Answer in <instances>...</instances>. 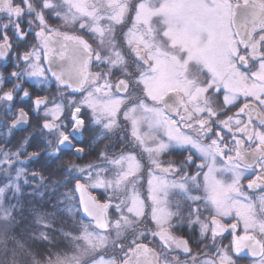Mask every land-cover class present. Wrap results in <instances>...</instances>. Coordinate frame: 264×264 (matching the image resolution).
<instances>
[{"label": "snow or ice", "instance_id": "snow-or-ice-1", "mask_svg": "<svg viewBox=\"0 0 264 264\" xmlns=\"http://www.w3.org/2000/svg\"><path fill=\"white\" fill-rule=\"evenodd\" d=\"M0 62L12 69L0 72V264H264V0H0ZM46 72L67 104L23 87L47 86ZM26 101L43 141L31 153V134L10 150L30 124ZM89 129L122 151L68 164L63 182L29 179L23 164L41 150L82 159ZM22 184L47 194V208L28 210L34 240L51 245L64 214L88 218L59 229L68 250L41 254L10 235Z\"/></svg>", "mask_w": 264, "mask_h": 264}, {"label": "flooded vegetation", "instance_id": "flooded-vegetation-1", "mask_svg": "<svg viewBox=\"0 0 264 264\" xmlns=\"http://www.w3.org/2000/svg\"><path fill=\"white\" fill-rule=\"evenodd\" d=\"M51 23H52L53 28L60 27L61 30L67 31V32H69V34H79V32L77 30H74L72 28H63L59 24L58 21H52ZM32 43H34V42L30 40L29 44H32ZM44 67L47 68V65L45 64ZM11 70L12 69L10 66L4 67L2 65V62H0V72H3L5 80H7ZM46 76L49 78V81H50V83L47 86H44V85L37 86V84L33 83L32 81H30L26 78L24 83H23V87L26 88L30 92L33 99L36 96L47 97L50 101V106H51L52 101H56V102L62 101L65 104H67V97L70 94L64 93V92L58 90V86H57L54 78L51 77V73L46 72ZM33 79H35V78H33ZM6 87L10 88L11 84L8 83L6 85ZM74 98L79 99L80 94H76ZM25 103L28 105L26 110L29 111L30 124L27 126L26 130H20V131L16 130V131L21 132V131H29L30 129H32V132L30 133L32 136V139L33 138L42 139L41 135H40V130L38 127V124L40 123V119H38L37 115L32 112L31 101H26ZM84 112L88 113V110L84 109ZM89 115H90V113H89ZM96 136H97V134L94 133L93 131H91V129H89L88 131L84 132V134L81 136L80 140H77L79 146H82L85 149V152H84L82 159H77L75 157L76 164L86 165L87 163H90V162L91 163H100V161L97 159L98 153L101 150L108 148V147L115 148L116 154H119V152L122 151V148L120 147V141L117 140L115 137H113L112 140H105L103 143H101L96 139ZM125 146L130 148V146L127 144V141H125ZM112 154L113 153H111V152L109 153V155H112ZM183 159H184V156L179 151L173 152L171 156H165L164 157V160L166 163L169 160H172V161L179 163ZM147 179H148L147 173L145 172L143 179L141 180V184L138 185V187H140V191H141L142 195H146V192H147ZM90 191H91L92 195L98 196V193L102 190H90ZM98 198H99V196H98ZM82 220L84 222L87 221V219L84 218L82 213H77L74 215L73 219H67V220H64V222H62L61 224H58L57 227H59V228L57 229V231L52 233V237H53L52 245L51 246L50 245L44 246L42 248L41 254L45 253V251L49 248L52 251H60V252L68 250L71 246H70L69 242L65 239L62 232L59 229H63L66 231H70L72 233H76L79 230V226H80V223ZM225 235L227 238H225L223 240V243L225 245H227L230 243L231 237H228L227 234H225ZM235 259L237 260V264H251V257L246 256L244 254H241L240 257H235Z\"/></svg>", "mask_w": 264, "mask_h": 264}, {"label": "trees", "instance_id": "trees-1", "mask_svg": "<svg viewBox=\"0 0 264 264\" xmlns=\"http://www.w3.org/2000/svg\"><path fill=\"white\" fill-rule=\"evenodd\" d=\"M24 131H15L13 136L11 137V142H10V147H15L17 146L19 143L22 142V135H23ZM7 142V141H5ZM43 141L42 139L39 138H33L30 139L28 141V144L26 145L27 148V152L31 153L33 151L37 150V146L42 144ZM70 163H76V159L75 156L71 153V152H67L63 155V159L60 160L59 162L55 161L52 157H49L43 150H41L40 153V157L39 159L35 160V161H28L26 164V168L29 170V175L31 173L32 170H42L43 174L45 175V177H49L52 180L55 181H61L63 182L65 180V175H64V168L70 164ZM74 185V183H73ZM73 185H70V187H73ZM67 189V188H65ZM64 190V187L61 186L60 188V192ZM45 197H47V194L45 195ZM23 201V207L25 208V212L23 214V216H17V219L20 221L19 224H17L14 229L11 231L13 232L15 230L16 234H18L17 239L19 241H21L22 243H25V245L27 247H29L31 250L41 253L42 248L44 246H48V244L46 242H41V241H37L34 240L32 238V232L34 229V225H32V222H29V220H27L28 218V207H31V204L28 202L27 200V196L23 197L22 199ZM45 208H47V205L42 202V204ZM41 205L35 203V205L33 207H40ZM49 211L51 209H48ZM64 222L63 221H58V224ZM59 228V227H57ZM18 231H20V233H18ZM11 241V240H9ZM13 245V243H12ZM52 245V244H51ZM50 245V246H51ZM19 259L22 260H26L27 257H18Z\"/></svg>", "mask_w": 264, "mask_h": 264}, {"label": "rangeland", "instance_id": "rangeland-1", "mask_svg": "<svg viewBox=\"0 0 264 264\" xmlns=\"http://www.w3.org/2000/svg\"><path fill=\"white\" fill-rule=\"evenodd\" d=\"M5 131H6V130H5L4 128L0 127V140L8 141L9 138H8L7 136H4V135H3V133H4ZM31 132H32V129H30L29 131H24V133H23V135H22V141L24 140V138H25L26 136H29V134H30ZM20 145H21V143H19V144H18L17 146H15V147H10V150H11V151H15ZM24 150L27 151L26 146H25V149H24ZM21 159H22V160L24 159L23 156L21 157ZM27 162H28V161H25V162H24V164H23L24 167H26ZM87 164H88V163H87ZM87 164H86V165H87ZM29 179L31 180V176H30V175H29ZM35 187H36L35 184H29V185H23V184H22V191H21V194H20V196H19V199L21 200L22 205H23V201H22V199H23V197H25V196H27V200H28V202L31 204V207H33V206L35 205V203H37V204H39V205H41L42 202L45 203L47 197L44 196V197L42 198L38 193L34 192L33 189H34ZM73 187H74V185H73ZM65 191H68V189H65V188H64V190H62L61 193L65 192ZM12 202L15 203V200H13ZM28 209H30V207H28ZM75 214H77V213L74 212V213H72V214H64L63 216L57 218V222L60 221V220L63 221V220H67V219H73ZM27 220H29V222H32V218H31L30 216H28ZM31 224H32V223H31ZM60 224H61V223H60ZM32 225H33V224H32ZM57 229H58V228H57ZM18 233H20V231H18ZM10 235L15 236V238L17 239L16 236H18V234H16L15 230H14L13 232H10ZM31 236H32V235H31ZM17 240H18V239H17ZM12 243H13L12 241H9V242H8V247H9V249H11V248L13 247ZM4 259H6V257H5L2 253H0V260H4Z\"/></svg>", "mask_w": 264, "mask_h": 264}, {"label": "water", "instance_id": "water-1", "mask_svg": "<svg viewBox=\"0 0 264 264\" xmlns=\"http://www.w3.org/2000/svg\"><path fill=\"white\" fill-rule=\"evenodd\" d=\"M20 131V130H19ZM81 139V136H78L77 140H80ZM76 196L78 197L79 196V193H76ZM82 213V212H81ZM83 215V214H82ZM85 219H88L87 217H84Z\"/></svg>", "mask_w": 264, "mask_h": 264}]
</instances>
